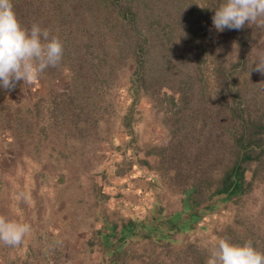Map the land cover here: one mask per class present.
I'll list each match as a JSON object with an SVG mask.
<instances>
[{
  "label": "trees",
  "instance_id": "trees-1",
  "mask_svg": "<svg viewBox=\"0 0 264 264\" xmlns=\"http://www.w3.org/2000/svg\"><path fill=\"white\" fill-rule=\"evenodd\" d=\"M12 3L24 27L39 24L63 42L60 65L47 68L38 80L56 82L66 77L65 86L71 91L81 81L86 87L96 86L105 73L123 66L132 69V82L153 103L159 102L162 86L179 92L177 102L172 96L166 98L172 125L167 127L168 140L154 154L175 169L187 198L179 210L158 204L150 218L129 219L119 230L120 236L137 235L153 242L152 254L143 264H206L208 243L187 239L175 245L177 236L195 229L201 215L196 193L202 188L209 191L206 201L224 195L222 199H231L235 205L231 220L214 230L215 237L240 245L251 240L264 253V217L245 210L257 186H264V80L258 83L260 73L251 70L257 62L253 51L264 53V25L246 22L240 30L217 31L212 17L224 0ZM210 67L216 84L213 97L206 93L204 79ZM8 91L0 87V97ZM66 92H57L50 104H72ZM206 99L210 103L205 109ZM43 100L42 96L33 102L27 96L16 97L11 112L1 115L6 118L1 130L10 135L7 147L30 138L35 117L43 115ZM190 116L200 126L187 122ZM84 118L78 113L70 121L78 128ZM260 208L264 209V202ZM117 259L111 263L118 264Z\"/></svg>",
  "mask_w": 264,
  "mask_h": 264
},
{
  "label": "rangeland",
  "instance_id": "rangeland-1",
  "mask_svg": "<svg viewBox=\"0 0 264 264\" xmlns=\"http://www.w3.org/2000/svg\"><path fill=\"white\" fill-rule=\"evenodd\" d=\"M253 52L254 60L264 58V53ZM211 71V67L205 70L204 79L206 93L213 97L216 84ZM131 72L117 66L96 86L86 87L81 81L71 91L65 86L66 77L56 82L37 79L0 97V214L31 225L21 245L0 243V264H112L115 257L118 264H143L152 254L151 240L120 236L121 226L131 215L128 209L122 212L112 197L128 192L131 197L127 185L134 174L128 173L147 169L157 179L156 190L150 194L144 187L139 195L146 199L154 194L169 211L181 208L188 192L182 191L175 169L154 154L168 140L171 108L166 98L172 96L177 102L179 92L162 86L158 91L162 103H153L132 82ZM256 79L261 83L264 75ZM61 90L74 101L54 107L51 99ZM19 96L32 102L42 96L43 115L35 117L27 141L7 147L10 135L1 130L6 119L1 115L11 112ZM209 103L206 99L202 105L206 109ZM78 113L85 118L77 128L70 120ZM188 118L187 122L200 126L193 116ZM120 186L126 187V193ZM202 189L196 193L201 215L194 222L195 229L177 236L175 245L187 239L208 243L215 237L214 230L232 218L235 205L231 199L222 195L206 201L209 191ZM263 202L264 186L258 185L245 202V210L264 217Z\"/></svg>",
  "mask_w": 264,
  "mask_h": 264
},
{
  "label": "clouds",
  "instance_id": "clouds-1",
  "mask_svg": "<svg viewBox=\"0 0 264 264\" xmlns=\"http://www.w3.org/2000/svg\"><path fill=\"white\" fill-rule=\"evenodd\" d=\"M212 20L219 32L226 28L240 30L246 22L264 25V0H224L215 9ZM63 53L59 35L36 23L30 28L24 27L12 0H0V87L8 90L14 89L20 81L34 83L47 68L60 65ZM251 70L264 75V58ZM30 231V224L0 214V243L19 246ZM207 250L206 264H264V253L258 251L251 240L240 245L227 238L212 237Z\"/></svg>",
  "mask_w": 264,
  "mask_h": 264
},
{
  "label": "crops",
  "instance_id": "crops-1",
  "mask_svg": "<svg viewBox=\"0 0 264 264\" xmlns=\"http://www.w3.org/2000/svg\"><path fill=\"white\" fill-rule=\"evenodd\" d=\"M137 168H140V166L138 165L136 169ZM135 172L130 171L128 173L130 174V177H133L132 175L134 174V178L130 179L127 185L129 187L128 191H130L133 195H131L130 197L128 195V192L127 196L125 194H122L117 197H112L114 198V201L117 202L118 206H120L122 212L126 209L130 211L128 214L131 216L128 217L127 221L129 219L138 221L144 220L148 217L150 218L152 212L155 213V211H153L155 209V206H157L158 204L161 205L160 201L158 200L159 198L157 199L154 194L152 196L146 197V199L143 196L139 195V192L142 191V188L144 187L146 189L145 192L149 190L150 194L153 193V190H156V188L154 187V176H152L151 172L147 171V169H143L142 171L140 170V172L137 173ZM143 176H145V178ZM126 190V187L120 186V191L122 193H126ZM133 196L134 198H132Z\"/></svg>",
  "mask_w": 264,
  "mask_h": 264
}]
</instances>
